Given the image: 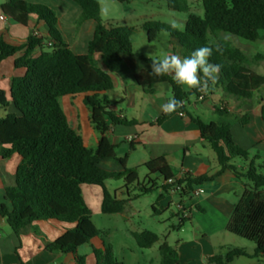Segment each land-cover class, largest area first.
Masks as SVG:
<instances>
[{"label": "trees", "instance_id": "16d2710c", "mask_svg": "<svg viewBox=\"0 0 264 264\" xmlns=\"http://www.w3.org/2000/svg\"><path fill=\"white\" fill-rule=\"evenodd\" d=\"M71 1L81 8L83 21L95 23L85 55L75 54L62 39L56 28L58 18L50 7L24 0H7L1 5L2 14L15 23L27 26L35 16L45 23L48 30L47 38L30 34L21 44L7 42L5 30L0 32V65L6 59L23 53L15 60V67L26 71L23 76L11 80L9 96L0 89V111L6 112L0 117V157L7 159L14 154L21 157L15 185L6 189L11 209L5 205L0 207V214L7 219L13 232L16 235L31 230L39 233L35 223L46 220L74 225L57 240L46 242L45 250L53 254H73L76 264H85V255H80L78 251L89 245L96 264H122L116 259L112 245L105 243L92 223L82 186L101 187L100 210L103 214H120L129 202V199L116 198L107 189L105 182L122 173L110 172L103 168V164L114 158L116 148L105 136L110 126L134 124L121 120L109 107L108 94L114 89L113 76L131 71L133 67L129 58H137L148 67L133 71L137 86L146 93H153L157 85L168 84L171 97L183 102L176 112L171 115L163 113L157 122L161 124L174 114L183 112L198 127L200 138L211 146L219 164V170L212 175H185L181 179H175L164 157L151 160L144 167L150 174L159 176L162 195L179 185L181 197L191 196L196 187L215 180L226 171H231L238 180H247L226 229L252 242L255 251L248 254L234 248L210 257L209 263L232 264L236 257L241 256L264 259V173L259 172L263 167L255 164L259 156L250 160L249 152L233 141L230 123H207L190 112L189 99L192 96L197 98L200 91H185L170 75H150L153 59L134 51L131 38L135 29L128 26L106 27L101 21L97 0ZM200 1L204 10L202 17L190 12L187 0H166L170 9L188 13L185 28L180 32L167 25L147 22L143 29L148 40L152 42L156 38L151 27L157 26L178 41L184 57L197 48L211 47L213 54L209 62L221 67L218 80L207 93L221 88L229 97L251 99L255 91L264 87V76L251 70L250 59L225 35L250 42L260 39L264 31V0ZM46 42L52 44L48 51L42 50ZM217 46L220 51H216ZM37 48L41 51L35 55ZM78 95H84V102L91 110V120L101 132L95 149L85 146L83 138L68 124L59 105V98ZM11 104L18 114L7 113ZM212 113L219 117L238 118L217 106L213 107ZM240 122L243 125L246 123L243 119ZM134 149L135 145L130 143V152ZM128 158L129 153L117 159L118 165L124 169L126 192L138 180L136 170L126 168ZM237 159L247 163V166H236L233 162ZM169 180L173 183L169 184ZM140 191L148 193L153 188L142 186ZM132 236L141 249H149L159 241L156 233L147 230L134 232ZM159 251L160 264H180L174 247L163 243Z\"/></svg>", "mask_w": 264, "mask_h": 264}, {"label": "crops", "instance_id": "0c3cea01", "mask_svg": "<svg viewBox=\"0 0 264 264\" xmlns=\"http://www.w3.org/2000/svg\"><path fill=\"white\" fill-rule=\"evenodd\" d=\"M6 1L0 0V32L3 30L5 23L11 26L13 29L12 35L5 36L9 40H13L11 43H24L30 34H37L39 37H48V30L45 23L38 21L35 16L29 20L27 26H21L12 19L4 16L1 12V5ZM162 1L166 2V0ZM187 1L190 5V12L202 17L204 10L201 11L199 8L200 4L198 1L200 0ZM64 3L66 4L65 1ZM66 5L74 10L75 13L80 14L81 10L75 9L70 4ZM64 19L65 17L62 19L58 18V22L61 23ZM87 22L90 25L87 27L88 40L85 54H87L88 42L91 40L95 30V23L93 21ZM67 23L68 31L65 34L67 39L66 43L75 54L85 55L78 51L80 47L79 41L82 35L81 31L77 44L74 47L71 42L75 36V33L74 35L72 33L73 30L75 32V28L71 27V19ZM225 37L247 55L251 61V70L264 76V31L261 32V38L254 42L234 36L225 35ZM42 50L48 51L49 48L45 44ZM40 51L41 49L37 48L35 55H38ZM22 54L19 53L14 57L8 58L0 65V89L4 90L7 96L10 94L11 80L14 77L23 76L26 72L25 69L15 67V60ZM129 61L132 64V70L121 75L113 76L114 89L110 93L123 94L124 98L120 102L132 108V113H130L131 118L128 119L122 107L111 103L109 96L108 100L110 109L121 120L133 122L134 124L110 126L109 131L105 134L112 145L122 149L124 156L129 153L126 168H128L132 153L143 150L147 155L142 163L143 166L151 160L164 157L175 179H181L185 175L197 177L216 173L219 170L217 156L216 154L212 156L208 147L212 151L213 149L207 142L202 141L198 127L192 123L187 115L180 116L176 113L161 124L157 122L163 115L161 106L171 97L170 86L168 84H160L154 87L153 93H146L141 87L136 85L133 71L147 69L148 67L137 58H129ZM138 87L143 91V96L139 101L135 96ZM183 89L185 91L191 90L187 86H183ZM199 105L205 110H210L211 113L213 107L217 106L230 114L238 116L237 119L233 118L236 124H231V134L233 141L243 150L249 151L251 149L264 148V87L255 91L251 99L246 100L229 97L224 94L221 88H216L204 102H198L197 98L193 102H191V98L189 99L188 107L191 113L192 107L200 110V108L198 109ZM5 113V111H1L0 117L4 116ZM7 113L18 114L12 104L8 108ZM241 119L246 121L244 125L240 122ZM130 143L135 145V149L131 152L129 150ZM117 159L118 157L114 151V158L111 160L118 165ZM20 162L21 157L17 154L7 159L0 157V207L5 205L8 209H11V203L6 199V189L15 185V174ZM235 162L236 160L233 163ZM243 164V166L237 164L236 166L245 168L247 163L243 162ZM114 172L118 173L116 171ZM158 180L159 184L150 180V182H153L151 188L156 186V188L160 189L161 181L159 176ZM198 187L203 189V192L198 196L181 197L178 194L179 198L177 202H175L174 198L175 193L172 194L169 192L166 195H162L161 193L160 196L163 197L159 200V206L162 209L170 208L171 206L176 208L173 215L178 219L179 231L186 232L189 229L188 227H190L189 240L175 239L174 246L168 243L166 239L163 243H167L175 248L177 258L181 264H210V257L218 253H226L228 250L234 248L242 249L248 254H253L255 245H244L242 242H239V239L243 238L229 233L226 229L234 206L244 193V183L236 179L231 171H226L215 180ZM127 195L129 202L124 212L119 214L121 217L127 212L128 206L132 203V197H129L128 191ZM115 197L117 198V195ZM186 198L191 201L187 209L184 204ZM120 199L125 198L122 197ZM98 200L101 208V193L98 194ZM179 204L187 210L188 216L185 217L184 213L178 210ZM35 225L39 233L31 230L27 233L16 235L7 222V219L0 214V264H76L73 254H53L45 250L46 242L57 240L74 225H68L56 220L40 221L35 223ZM129 233L132 236L134 232L130 231ZM167 236L170 237V235ZM85 246H88V250L83 253L86 257L85 264H96V258L92 248L89 245ZM78 253L80 254L79 251ZM232 264H264V259L241 256L236 257Z\"/></svg>", "mask_w": 264, "mask_h": 264}, {"label": "rangeland", "instance_id": "374dc122", "mask_svg": "<svg viewBox=\"0 0 264 264\" xmlns=\"http://www.w3.org/2000/svg\"><path fill=\"white\" fill-rule=\"evenodd\" d=\"M24 1L31 4L48 6L54 10L57 18L62 19L65 17L64 21L61 23L57 22L56 24V28L65 42L67 40L65 34L68 31L67 21L71 19V27L75 28V32L74 30L72 32L73 35L75 33V36L72 38L71 43L75 47L81 31L82 35L79 41L80 47L78 51L79 53H86L88 40L87 27L90 23L82 20V11H80V14H77L74 10L70 9L68 5H66L70 4L75 9L81 10L77 4L73 3L71 0ZM98 1L101 8L100 18L106 27L128 26L135 29L131 41L136 53L143 54L145 57L153 60L160 59L166 54H179L182 58L184 57L182 48L178 41L169 32L161 30L157 26L151 27L152 31L156 33V38L150 42L147 38V32L143 29V25L147 22H151L156 25H167L182 32L188 19V13L172 10L167 6L166 2L162 0ZM198 2L200 4L199 8L203 11L201 2ZM3 30H5L6 36L12 35L13 29L7 23L4 24ZM5 39L9 43L13 41L9 40L8 37H5ZM108 96L110 102L118 107H122L124 112L127 114L128 119H130L132 108L120 102V100L124 98L123 94L112 92ZM135 96L139 101V99L143 96L141 88L138 87L136 89ZM194 100H196V98L195 96H192L191 102ZM59 105L67 118L68 124L83 138L85 146L89 149H95L97 147L98 140L101 137V132L96 128L95 124L91 120V110L84 102V95H78L76 97H61L59 98ZM199 108L200 110H196L192 107L191 111L195 116H199L206 122H227L232 125L236 124V121L231 117H219L212 114L210 110L203 109L200 105L198 106V109ZM208 148L212 156H215L214 151H212L210 147ZM248 152L250 160L259 156L258 159H255V164L257 167H263L259 170V172L264 173V148L251 149ZM115 153L118 158L124 157L122 149L119 147L116 148ZM146 157V152L143 150L132 153L127 169H135L138 173V180L128 187L129 197H132V203L128 206V210L124 213L123 217L119 214L107 215L101 213L100 202L98 200V194H102L101 187L91 185L82 186L83 198L85 204L91 211L92 223L100 231V237L105 241V243L112 245L116 259L122 264H160L161 254L159 247L165 239L173 246L175 239H190V227H188L189 229L186 232H180L178 229V219L173 215L176 208L171 206L170 208L162 209L159 206V198L162 193L159 188H156L155 186L153 191L148 193L140 191V187L142 186L151 188L153 186V182L159 184L158 175L150 174L142 165ZM243 162L244 161L241 159H237L234 164L243 166ZM103 168L111 172H122V174L118 177L107 180L105 185L110 193L117 195L118 199L122 197L127 199L128 195L125 187L126 182L124 180V170L113 160L105 162L103 164ZM150 180L153 182H150ZM241 181L244 185L248 183L245 179H241ZM174 198L175 202H177L179 198L178 194H174ZM190 203L191 201L186 198L184 201L186 209L189 207ZM146 230L156 233L160 237V241L155 243L152 248L141 249L138 247L133 236H131L129 232H143ZM167 235H170V237ZM95 242L98 243V241ZM239 242H242L246 246L254 245L252 242L244 239H239ZM87 250L88 246H85L81 248L79 252L83 255L84 251Z\"/></svg>", "mask_w": 264, "mask_h": 264}, {"label": "clouds", "instance_id": "9594fccd", "mask_svg": "<svg viewBox=\"0 0 264 264\" xmlns=\"http://www.w3.org/2000/svg\"><path fill=\"white\" fill-rule=\"evenodd\" d=\"M216 51H220L218 46ZM212 54L213 49L208 46L197 48L183 58L179 54H166L151 62L150 75H170L177 85L207 93L210 86L218 80L221 67L209 62ZM182 104V101L171 97L161 106V111L165 115H171L181 108Z\"/></svg>", "mask_w": 264, "mask_h": 264}, {"label": "built area", "instance_id": "2783aa9c", "mask_svg": "<svg viewBox=\"0 0 264 264\" xmlns=\"http://www.w3.org/2000/svg\"><path fill=\"white\" fill-rule=\"evenodd\" d=\"M35 35L37 36V34H35ZM46 45H47L49 48H51V46H52V44H51L50 42H46ZM208 96H209L208 93H202V92H200V93H199V96L197 97V101H198V102H204V101L207 99ZM178 114H179L180 116H184V115H185L183 112H178ZM168 183L171 184V183H173V181H172V180H169ZM180 191H181V187H180L179 185H176V186H174V187L171 188L170 193H172V194H174V193H175V194H179ZM202 192H203V189L200 188V187H197V188L192 192V196H198V195H199L200 193H202ZM178 210H179L180 212H183L185 217L189 215V214L187 213V210H185V208H183L180 204L178 205Z\"/></svg>", "mask_w": 264, "mask_h": 264}]
</instances>
